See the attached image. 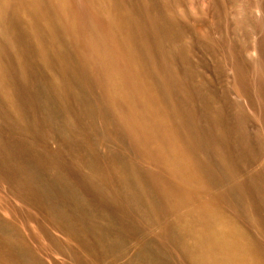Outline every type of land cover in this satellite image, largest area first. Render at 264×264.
<instances>
[{
  "label": "rangeland",
  "instance_id": "1",
  "mask_svg": "<svg viewBox=\"0 0 264 264\" xmlns=\"http://www.w3.org/2000/svg\"><path fill=\"white\" fill-rule=\"evenodd\" d=\"M0 264H264V0H0Z\"/></svg>",
  "mask_w": 264,
  "mask_h": 264
}]
</instances>
